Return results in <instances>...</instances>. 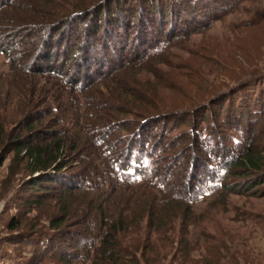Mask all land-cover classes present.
Masks as SVG:
<instances>
[{"label": "trees", "instance_id": "16d2710c", "mask_svg": "<svg viewBox=\"0 0 264 264\" xmlns=\"http://www.w3.org/2000/svg\"><path fill=\"white\" fill-rule=\"evenodd\" d=\"M173 1L0 0V53L10 72L46 83L23 126L0 124V164L12 156L8 182L28 170L24 204L52 210L45 232L40 224L24 226L20 216L9 221L10 232L22 231L13 244L36 239L46 249L27 264L56 258L52 251H62L68 236L75 253L57 257L64 264H142L138 245L125 242L130 226L159 228L169 207L192 214L208 194L214 201L245 192L264 197V75L186 109H160L148 101L155 92L141 95L136 79L122 80L129 69L161 61L194 31L199 18L181 11L199 1ZM208 1L202 18L227 7ZM42 104L46 110H37ZM50 113L58 127L45 125ZM232 177L249 180L227 183ZM130 191L140 194L134 205L110 204Z\"/></svg>", "mask_w": 264, "mask_h": 264}, {"label": "rangeland", "instance_id": "374dc122", "mask_svg": "<svg viewBox=\"0 0 264 264\" xmlns=\"http://www.w3.org/2000/svg\"><path fill=\"white\" fill-rule=\"evenodd\" d=\"M166 1L169 6L173 5V0ZM198 1L192 9L180 10L184 17L199 18L196 25L191 24L194 31L175 41L179 44L172 48L170 54L163 55L161 61L150 60L139 68L129 69L125 75L128 78H122L136 79L140 83L141 95L155 92L153 96L148 95V101L159 102L160 109H186L200 105L219 91L234 88L240 83H251L257 76L264 75V0H218L227 7L217 9L215 17L209 14L203 18L199 12L210 1ZM157 19L158 25L162 26L159 16ZM155 27L152 25L149 28ZM132 32L134 36L137 27ZM45 85L38 82L30 84L13 75L6 57L0 53V124L7 130L23 126V121L33 110L29 106L30 101L34 95L38 97L37 90ZM47 107L42 104L36 109L42 111ZM209 110L207 115L216 108ZM56 115L50 113L45 125L49 123L51 127H58ZM198 115L201 116L200 113ZM123 118L120 116L119 120ZM36 127L42 126L36 124ZM184 130L186 128L181 127L176 132L177 136ZM174 150L179 152L180 148L177 146ZM11 157L0 164V264H27L46 249L37 245L36 239L30 240L29 245L21 242L13 244V239H18L16 237L22 231L10 232L9 221L20 216L24 226L40 224L39 229L45 232L50 228L48 216L52 210L48 204H24L29 192L24 189L31 180L30 172L23 171L16 181L9 183ZM248 180L232 177L227 183L240 185ZM137 195L140 194L125 192L110 204L134 205L138 201ZM168 212V222L159 228H150L146 221L130 226L131 233L125 242L138 245L142 264H264V197L245 192L224 195L214 201L208 194L199 198L192 214L184 206L169 207ZM71 221L77 223V220ZM77 227L74 225L68 229L74 231ZM50 232L52 235L57 233ZM183 238L189 242H181ZM67 239L73 240L70 236L66 237L67 244L62 242V251H52L56 258H44L38 264H64L57 257L75 253V250H70L73 244Z\"/></svg>", "mask_w": 264, "mask_h": 264}]
</instances>
